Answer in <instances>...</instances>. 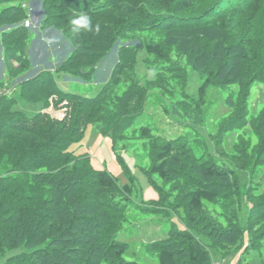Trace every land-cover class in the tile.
I'll list each match as a JSON object with an SVG mask.
<instances>
[{
  "label": "trees",
  "instance_id": "16d2710c",
  "mask_svg": "<svg viewBox=\"0 0 264 264\" xmlns=\"http://www.w3.org/2000/svg\"><path fill=\"white\" fill-rule=\"evenodd\" d=\"M2 1L9 5L0 10V86L8 84L19 91L0 93V264H137L125 259L128 244L117 237L127 217L133 180L120 185L106 168L95 166L90 155L69 150L84 139L89 125L114 144L126 140L129 129L145 112L149 89L165 95L171 90L162 79H146L142 84V78H134L109 105L118 78L136 63L139 46L127 45L128 39L159 60L166 55L172 59L175 51L201 73L198 98L191 100L186 93L187 97L181 94L184 99L177 101L182 104V114L187 109L193 115L190 108L194 102L201 105L211 87L237 84L239 91L229 95L232 111L223 118L219 136L250 126L259 141L254 152L252 139L243 135L228 154L223 139L215 137L216 152L223 150L233 156L232 168L207 150L203 158L196 157L182 137L166 139L153 134L152 127L140 128L139 137L152 146L150 172L174 188L170 195L178 197L185 212V228L175 227L166 238L148 244L158 264H214L222 249L243 242L245 253L258 249L264 241V194L254 182L242 187L237 171L249 170L252 161L249 172L264 167V107L249 120L252 85H264V38L260 45L253 44L262 0H217L197 13L196 7L203 4L200 0ZM32 3L41 6L36 24L31 19L33 12L30 14ZM82 13L89 15L93 25H101L99 33L73 32L71 20ZM50 28L56 36H63L54 39L55 48L44 41L42 32L37 35L38 30ZM158 31L165 33V40L144 41L137 36ZM34 35L38 44H34ZM44 43L50 51L45 57L50 67L37 63L28 51L31 44L32 52L37 53ZM114 50L117 62L96 94L62 87V76L92 83L101 62ZM35 68L37 74L32 72ZM50 96L56 105L68 102V118H55L49 112L31 118L14 109L20 99L45 108ZM72 101L75 106L70 105ZM245 188L249 199H262L250 200V214L246 213L242 226L240 211L246 200L241 191ZM162 200L166 197L153 201L150 211H143L163 213L160 210L165 208L158 205ZM208 203L222 206L225 223ZM254 216L262 218L255 223ZM262 261L264 264V255Z\"/></svg>",
  "mask_w": 264,
  "mask_h": 264
},
{
  "label": "rangeland",
  "instance_id": "374dc122",
  "mask_svg": "<svg viewBox=\"0 0 264 264\" xmlns=\"http://www.w3.org/2000/svg\"><path fill=\"white\" fill-rule=\"evenodd\" d=\"M216 1L217 0H200L203 4H199L196 7L195 13L214 4ZM8 3V1L0 2V10L4 6L9 5ZM262 4L263 9L260 14L261 18L258 19V23H260L258 24V35L257 38L254 39L255 41H253V44L255 45H260L262 42L261 40L264 38V0H262ZM29 5L30 14L32 15L33 12V17L31 19H33L36 24V22H38L41 6L35 3ZM215 19L216 18H214V20ZM40 32L43 33L44 41H50L52 48H55L56 46L54 39H57V36L63 38L62 34L56 36L53 28L43 31L38 30L37 35H39ZM137 36L142 37L144 41L147 39L153 42L165 40V33L161 31L145 34L140 33L137 34ZM34 38H36V36ZM37 39L38 38L34 40V44H38L36 41ZM62 43L68 44V42ZM129 43H136V45L139 46L136 63L132 69L128 70L127 73L118 78L115 94L110 100L109 105L111 106L113 105V102H116L117 95L121 96L134 78H142V84L146 82V79H155L157 82L162 79V81L169 83L168 86L171 90L168 91V95H165V93L163 94L159 89H149L150 94L145 104V112L138 118L136 124L129 129L127 133L129 138L126 140L114 144L110 137L103 136L94 125H89L86 129L84 139L78 143L72 144L69 150L75 152L77 155H90L93 164L95 166L106 168L119 179L120 185H125L127 183L130 184L131 179L133 180V192L130 196V201L127 202V217L125 218V223L117 232V237L122 242L128 244L125 259L130 261L133 260L137 264H158V258L151 251L148 244L166 238L170 230L175 227L180 229L185 228L183 221L185 212L179 205L178 197L174 194L170 195L174 188H171L168 183H164L159 175L150 172L153 159L151 157L152 146L151 143L149 144V140L141 139V137H139L140 128L144 126L152 127L153 134L161 135L166 139L182 137L184 138V142H187L191 146L192 152L196 157H200V159L203 158L204 152L207 150L210 153H215V160L221 162L224 166L232 168L234 166V158L228 154L233 152L234 143L242 140V137L244 136L246 140L251 138L252 140H249L250 143H252L251 150L255 152L258 149L259 141L256 135L252 132L250 126L244 130H234L227 132L224 136H219V134H221L223 118L230 116L232 111L229 104L230 100L228 101V98L231 99L232 95L230 97L229 95L232 93L236 94L239 91L237 84L211 87L206 94L205 101L201 103V105L199 101L194 102V105H192L193 107L190 108V112H192L193 109V115L190 116L187 109H185L182 114L180 112L183 108H181L182 104L177 101L184 99L183 96L187 97L186 93L190 96L188 98L191 100L192 97L198 98L199 87L202 83L201 73L195 66L190 65L185 57L178 56V53L175 51L172 53V59L168 60L169 57L166 55V61L165 59L159 60L157 57L150 56L145 50H143V46H140L137 41L130 39L126 40V44L128 45ZM31 44L29 45L28 51L33 60L43 66L50 67L47 58H45L49 55L50 51L47 46L45 47V43L43 44V48L45 49L40 46V49L36 50L37 53L32 52ZM67 49L68 46L66 50ZM116 53L117 50H114L108 55L107 59L101 62L98 74L93 79L92 83H84L82 80L71 76H62L60 80L62 87L76 92H90L92 95L96 94L101 88V81L106 80L109 77L114 64L117 62L115 58ZM16 66L18 65L16 64ZM153 69L155 70L154 74L150 76L149 70ZM37 70L38 69L35 68L32 72L37 74L39 71ZM0 72H2V64L0 65ZM177 76L180 77L177 78ZM3 77L5 78L6 74ZM7 78L12 77L8 76ZM172 78L175 80L171 81ZM18 91V89H12V93L16 94ZM67 104L68 102H64L56 105L55 98L50 96V103L45 108L41 103H32L20 99L14 109L15 111L23 113L31 118L37 113L49 112L55 118L65 119L68 118L66 115L67 108L65 107ZM75 104V101L70 103L71 106H75ZM263 107L264 85L261 82H255L252 85L249 98V120L256 116ZM187 115L191 117L189 120L186 119ZM215 137L223 139L228 154L223 150L220 154L216 152ZM249 141H246L245 144H249ZM253 163L254 162L252 161L249 167L252 168ZM251 168L246 171H237L241 186L245 187L246 185L249 187L250 184L254 182V184L259 187L257 191L260 194H264V167L259 168V170H251L253 173L249 172ZM248 190L249 189L243 191L244 194L241 191V197L244 198L247 203H245L243 211H240V222L242 226L246 223V213H248V215L250 214V209L247 212L250 200L252 201L255 199H249L251 196L249 195ZM223 192L226 194L225 196L228 197V193L226 191ZM164 197H166V200L158 202V205L165 208L164 210L158 209L164 214L143 211L149 210L153 201H159ZM259 199H262L261 196L260 198H256L255 201L258 202ZM163 202L166 203L165 206L163 205ZM231 202L233 203L234 201ZM208 206L213 214L217 215L222 223H225L222 206L220 204L215 205L209 203ZM158 210L156 209L155 211L159 212ZM258 217L259 216H254L255 223L262 218ZM263 226L264 224H262V227ZM251 236L252 235H250V241ZM245 237H247V235H245ZM203 239L208 243L210 242L206 236L203 237ZM243 243L237 247L233 246L232 248L222 249V252L217 253L216 261L213 263L263 264L262 255H264V241L260 243L257 247L258 249H253L246 253L244 252V248H242L244 246Z\"/></svg>",
  "mask_w": 264,
  "mask_h": 264
},
{
  "label": "clouds",
  "instance_id": "9594fccd",
  "mask_svg": "<svg viewBox=\"0 0 264 264\" xmlns=\"http://www.w3.org/2000/svg\"><path fill=\"white\" fill-rule=\"evenodd\" d=\"M71 24L74 26L73 32H76V33L80 32L82 30L99 33L100 29H101V25L99 23H96L95 25H93V22L87 13H82V14L74 17L71 20ZM154 71H155L154 69L149 70V75L150 76L153 75Z\"/></svg>",
  "mask_w": 264,
  "mask_h": 264
},
{
  "label": "built area",
  "instance_id": "2783aa9c",
  "mask_svg": "<svg viewBox=\"0 0 264 264\" xmlns=\"http://www.w3.org/2000/svg\"><path fill=\"white\" fill-rule=\"evenodd\" d=\"M26 25L27 26H30L31 25L30 20H27L26 21ZM10 91H11V89H10V87H9L8 84H5V86L3 88H1V86H0V93H6V94H8ZM214 264H219V263H214Z\"/></svg>",
  "mask_w": 264,
  "mask_h": 264
}]
</instances>
